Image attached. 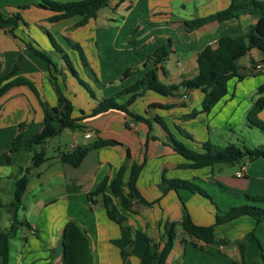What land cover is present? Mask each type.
<instances>
[{"label":"crops","instance_id":"0c3cea01","mask_svg":"<svg viewBox=\"0 0 264 264\" xmlns=\"http://www.w3.org/2000/svg\"><path fill=\"white\" fill-rule=\"evenodd\" d=\"M11 1L0 0V10L5 18L16 13L17 8L11 5ZM15 1L20 3L19 8L36 5L38 2V0ZM230 4L231 0H144L140 11L130 21L128 17L135 13L133 11L139 7V0H137V4L133 3L132 0H125L124 2L111 3L98 13L96 19L90 20L86 26L80 28H76V23L80 20L79 17L52 24L47 19L53 13L47 10L32 6L18 12L28 22L46 20L47 24L49 23V26L54 28L58 38L60 36L74 37L83 50L84 48L91 49L92 54L99 53L97 40L100 28L109 30L108 36L111 38L114 37L115 30L120 31L127 28L130 31L129 36L135 38L136 48L139 46H157L159 42L161 44L159 46L168 48L169 57L161 66H158L157 73L162 83L171 85L179 84L184 79H191L198 73V55L207 46L214 45L222 36L243 35L255 24L252 16L244 15L238 20L225 23L214 22L195 31L188 29L187 21L206 18L224 11ZM129 5H132V8L127 11L125 8ZM36 10L40 15L38 17H35L37 15ZM20 24L21 33L18 34L20 39H14L6 31L0 30L2 74L7 76L5 73L10 64L15 65L21 59V70L12 76L11 80L21 77L32 81L41 99L50 106H56L57 95L49 85L51 84L50 70L44 67L38 68V70L25 68L26 63L28 61L34 63V59L32 51L25 44L28 42L25 40V36L29 37V28L22 23ZM62 26L64 29L61 28ZM84 28L85 31H90L91 36L81 33V29ZM126 43L129 41H124V47L128 46ZM146 57L143 56L139 62L135 61V63L128 64L127 68L121 71L125 72L131 67H136L135 72L126 81L119 78L122 89L144 78V74L148 70L156 68L153 64L142 67ZM260 59L261 55L257 50H253L242 58L239 62L240 74L248 76L247 78L259 76L260 74L255 71L254 64ZM57 61L61 68L65 69L62 61ZM75 62L79 65L77 60ZM141 68L143 69L141 70ZM82 75L84 76L83 73ZM86 75L90 81L94 78V82L99 83L93 69L89 68ZM67 81L64 87L60 84L67 98L73 102L74 118L82 117L83 112L85 114L91 113L101 100L107 98L108 94L106 91L104 93L103 90L106 89L105 87L101 89L102 93L96 99L82 101L77 107L73 98L71 99L72 95L75 94L71 85L74 86L75 81L72 79H67ZM81 94L84 97V93ZM185 95L187 98H184ZM48 96L50 100H48ZM259 98L260 95L257 100ZM203 100L204 94L199 90L189 93L180 91L174 96L168 97L147 92L137 99L136 103L132 105L131 111L147 118L160 116L171 131H174L176 127L185 128V131L192 135L202 130L198 129L193 122L198 121L202 116L207 117L209 114H200L195 119L185 118L194 111L190 106V101H197V105L201 106ZM154 104L173 105V108H149ZM253 104L245 106V113H248ZM34 117L41 124L37 132H34L37 134L44 126V113L38 97L28 86L13 87L0 98V231L8 232L13 226L16 227V231L10 240V264H45L49 262L62 264V234L66 223L69 221H74L86 232L94 264H141L142 254L146 246L145 238L148 236L163 245L167 239L166 225L182 219L183 205L189 209L193 220L198 225L206 227L214 225L212 224L213 220L208 223L202 215L197 218L192 214L194 211L191 205L195 202L198 203L195 199L202 198L199 200L205 201L203 199L207 198L187 190H180L179 192L171 190L165 193L164 176L166 179L195 180L200 183H207L208 189L219 196V202L223 204L220 210L224 212L233 206L244 204L242 196L245 195V192L252 196L263 193L261 186L264 188V177L262 178L264 159H259L246 166H240L241 170L237 171L235 177L237 179L244 178L246 187L242 192L238 190L234 195L229 193L216 179V172L221 173L224 168L220 167L215 170L211 168L181 169L179 165L185 164L187 161L173 151L169 145L168 134L159 124H153L152 135L158 140H152L148 138L150 130L147 124L135 121L129 115L115 110L81 121L80 123L85 126L83 130L66 129L63 131L62 135L66 136L68 144L63 149L60 143L58 154L59 150L71 151L79 146L88 145L99 138L121 143V145L90 152L79 168L62 163L58 154L52 157L48 156L49 160L46 163L39 168H33L34 152L31 151L30 140L36 134L28 135V132L24 134L22 150L10 154L11 163L8 164L6 162L7 155L10 153L12 142L17 134L16 125L25 120H32ZM7 123L11 124V128L9 127L11 133L3 131ZM87 134H91L92 137L86 138ZM207 139L208 137L201 138L200 141L205 142ZM50 142L51 140L47 141L44 146L36 147V150L41 151L42 148H48ZM127 149L130 150L133 161L137 162H142L146 156L143 150L146 151V154H150L151 157L148 161L146 160L139 175L137 187L146 201L155 204L152 207L135 205L134 210L137 213L132 214L120 207L119 200L113 196L110 187H107L105 193L112 197L119 211L128 218L123 225H118L107 217L106 210L101 205L100 200L98 205H91L88 194L95 191L105 178L108 177L109 181H112L116 177L119 168L126 159ZM24 152H26L25 155H23ZM5 156L6 159L3 161ZM131 166L132 162L124 176L126 186L129 182ZM29 167L31 170L27 174V191L21 204L15 209L12 204L16 181L23 175V170ZM243 168L245 169L244 174L239 177L238 173ZM10 170L13 172L11 173ZM227 176L226 174H219V177H222L227 183L239 186L235 179H230ZM8 178L14 180L15 188L11 190L10 194L13 200L8 204L9 207L6 208V211L1 200V186L3 181L9 180ZM74 183L80 187L79 190L68 189ZM226 192L229 194H225ZM223 198L225 199L222 203L221 199ZM262 206L264 207V205ZM20 211L24 212L22 221L18 218ZM216 212L209 210V213L213 215H216ZM184 237L185 235L181 234L179 240L176 241L166 264H232L230 261H222L214 257L211 252H222L238 264H264V222L258 224L251 217L244 216L215 227L217 240L226 239L230 242L229 246L205 244L191 238L182 242L181 238ZM194 243L198 245V248L194 246ZM241 248L244 251L243 256Z\"/></svg>","mask_w":264,"mask_h":264},{"label":"trees","instance_id":"16d2710c","mask_svg":"<svg viewBox=\"0 0 264 264\" xmlns=\"http://www.w3.org/2000/svg\"><path fill=\"white\" fill-rule=\"evenodd\" d=\"M124 1L125 0H71L65 3H59L53 0H41V3L39 4L22 6L20 9L25 10L35 6L39 9L52 12L53 15L47 19V21L52 24L79 17L80 20L76 23V28H80L86 26L90 20L96 19L98 13L102 9L107 8L111 3ZM131 8L132 5H129L127 10H130ZM244 15H250L255 20V24L251 29L240 36H222L217 43L209 45L203 49L198 55V73L193 78L184 79L179 84L167 85L162 83L159 79L157 68L168 59L169 51L166 48L161 47L153 56H149L144 63V66L146 67L151 61H153L156 68L149 70L144 78L138 80L133 85L122 89L110 98H104L91 113L85 114V112H83V116L79 118L73 117V102L64 94L59 77L56 74H53V72L51 73V68L50 83L54 87L57 95L56 106H50L41 99L37 88L32 81L21 77L11 80V77L18 71L16 66L14 67L13 72L7 76H3L2 65L0 63V98L13 87L28 86L38 97L43 108L44 126L42 130L30 140L31 151L34 152L32 158L33 168H39L49 160L47 150L42 148L41 151H37L36 147L44 146L47 141L60 136L66 129L72 131L83 130L85 126L80 123L81 121L112 110L123 112L135 121L147 124L150 130L148 138L152 140H158V138L152 135V132L153 124H159L168 134L169 145L173 151L187 161V163L179 165L181 169L201 170L211 168L215 170L221 166H246L259 159H264V145L249 149L246 147L242 148L240 145L233 142L225 147H221L207 141L201 145V152H197L180 142L164 119L160 116L147 118L146 116L136 114L130 110V107L136 103L137 99L147 92H153L160 96L168 97L174 96L180 91L189 93L199 90L204 94L202 108L193 111V113L188 115L187 119H194L200 114H210L213 108L228 95V83L231 80L236 79L241 82L248 77L240 74L239 62L242 58L247 56L253 50H257L261 55V63L264 64V1L231 0L230 6L224 11L217 12L206 18H196L186 22L188 29L190 31H195L214 22L225 23L231 20H238ZM20 23L29 27L28 22L25 21L20 12L14 13L10 17L5 18L0 10V30L6 31L14 39H18L15 31ZM48 35L54 49L62 55L63 61L69 72L76 77L79 83L90 92L94 99H96L94 92L90 90L88 84L80 77V74L74 67L70 56L65 52L64 48L57 42L53 35ZM65 40L72 49L77 50L80 53L83 66L88 67L89 63L86 60L83 48L79 44L70 40V38L68 39V37H65ZM27 48L34 52L36 56L47 61L49 65H52L56 73H62L63 80L66 82V75L58 70L57 65L47 54L41 50L35 49L30 43L27 44ZM135 70L136 68L127 69L121 80L129 78ZM258 93L260 98L254 102L252 108L248 111L247 121L250 126L256 127L264 133V121L259 118V114L264 111V84L259 88ZM149 108L171 109L173 108V105L154 104ZM26 126V123H22L19 127L20 129L13 140L10 153L7 156L6 162L8 164L11 163L10 154L22 150L24 138L22 129ZM176 129L183 137L192 139V136L187 131L181 130L179 127H176ZM117 145H121V143L114 140H104L99 138L88 145L79 146L71 151L59 150L58 158L62 163L71 165L74 168H79L90 152ZM126 152V159L119 168L116 177L112 181H109L108 177L105 178L95 191L88 194V200L91 205H98L100 200L101 205L106 210L107 217L118 225H123L127 222L128 218L119 211L118 207L114 204L112 197L105 193L107 187H110L113 196L119 200L120 207L132 214L137 213V211L134 210L135 205L152 207L155 204L146 201L137 187L139 175L147 160L146 156H144L142 162H137L133 161L129 149H127ZM131 162V173L129 182L126 186L124 176L129 169V164ZM30 170L31 167L23 170V175L16 181L14 202L12 204V207L15 209L21 204L23 196L27 191V174ZM163 182L166 184L165 193H168L171 190L176 192L187 190L211 200L209 193L194 181L166 179L164 176ZM126 187L127 189H125ZM68 189L76 191L79 190L80 187L76 186V183H74V185L69 186ZM245 200L247 202L246 204L233 206L225 212L217 207L218 213L215 218V224L207 227L198 225L193 220L188 209L183 205L182 219L180 221H172L166 225L167 239L163 245L148 236L145 238L146 246L142 254L141 264H166L167 259L181 234L185 235L184 238H181L182 242H186L188 238H191L205 244L229 246L230 242L228 240H217L215 237L216 226L232 222L244 216L253 218L258 224L264 222V207L260 205L264 204V195L252 196L246 194ZM15 231V226H13L8 232L0 231V264H10V240ZM62 244V264H94L93 254L86 232L74 221L66 223L62 234ZM194 246L198 248L196 243H194ZM211 254L222 261H230L232 264H238L222 252H211ZM241 254L242 256L244 254L242 248ZM45 264L51 263L49 262Z\"/></svg>","mask_w":264,"mask_h":264},{"label":"rangeland","instance_id":"374dc122","mask_svg":"<svg viewBox=\"0 0 264 264\" xmlns=\"http://www.w3.org/2000/svg\"><path fill=\"white\" fill-rule=\"evenodd\" d=\"M55 2H59V3H65L71 0H53ZM133 3L137 4V0H132ZM11 5L14 6V8L16 9V13L18 11H21V9L18 7L20 6V3H17L18 1L12 0L11 1ZM21 2H24V0H21ZM41 3V0H38L37 4ZM144 3V0H139V7L136 8L132 13L130 17H128V19L131 21L137 12L140 11V8L142 7ZM1 7V5H0ZM126 6V10H127ZM128 11V10H127ZM35 13H37V15H35V17H38L40 15L38 10L35 11ZM126 16V15H125ZM25 19V18H24ZM26 21V19H25ZM28 22V21H27ZM21 24H19L20 26ZM29 25V37L25 36V40L28 41L25 44L30 43L35 49L37 50H41L43 51L45 54H47L52 60L53 62L57 65L58 70L62 71L63 74L66 75V82L63 80L62 77V73L60 72H55L54 71V67L52 65H49V63L45 60H43L42 58L38 57L35 55L34 52L33 53V59H34V63H30L29 61L26 63V67L25 68H36V70H38V68H47L50 70V68L52 69L51 73L53 72V74H56L59 77V81L60 83L63 85L67 84V79L70 80L72 79L73 81H75V87L73 86V84L71 85V87L73 88V90H75V94L72 95L71 99L73 98V101L76 103L77 107L80 106V103L82 101H93V97L91 96L90 92L85 89V87H83L78 79L76 77H74L69 70L66 68V64L63 61V57L60 53H58L54 47L51 44L50 38L48 34L53 35L57 42L64 48L65 52L70 56L71 60L73 61L74 67L76 68V70L79 72L80 77L84 80V82H86L88 84V87L90 88V90H92L94 92V94L97 96H99L102 91V88L104 90V93L106 91L107 98H110L111 96H113L114 94L120 92L122 90L121 88V80L119 78H122L125 72H121L122 70H125L128 64L130 63H135V61L139 62L141 58H143V56H147L146 60L148 59V57L153 56L154 53L161 47H164L168 50L167 47L165 46H159L161 45L159 42L157 43V46L153 45V46H139L136 48L137 43L134 41V37L129 36L130 35V31L125 28L123 30H115L114 32V37L111 38L109 35V30L107 31L106 29L100 28L98 31L99 34V38L97 40V45H98V50L99 53L96 54H92V50L91 49H85V57L87 62L89 63L88 67H84L82 62L80 63L81 57H80V53L77 50H74L70 47V45L67 43V41L65 40V37H57L56 33L54 32V28L51 26H49L50 24H47L46 20H38L35 21L34 23L32 22H28ZM62 29H64V27H61ZM19 27L16 29L15 34H20L21 29L19 30ZM82 30V34L86 35V36H91L89 34V30L85 31L84 29ZM18 31V33H17ZM59 36V35H58ZM19 38V36H18ZM70 38V40H72L73 42L77 43L76 39L73 37H68V39ZM20 39V38H19ZM127 40L129 41V43H126V45H128L127 47L123 46L124 41ZM78 44V43H77ZM69 49H68V47ZM82 47V46H81ZM119 49V51H118ZM127 49V50H126ZM72 51H75L72 53ZM169 51V50H168ZM149 54V55H148ZM57 60H61L62 64L65 66V69L63 70L60 66V63H58ZM79 63V65L76 64ZM21 59H19L18 63L14 64H10V66L8 67L5 75L10 74L11 72H13L14 67L16 66L18 68V71L16 72V74L21 70ZM261 63V59L258 60L255 64ZM150 65L154 64L153 61H151L149 63ZM79 67V68H78ZM142 67H145L142 64ZM24 68V71H25ZM90 69L94 70L95 75L98 77L99 83H95L94 82V78H92V81H90V79L88 78V76L86 75V71ZM88 68V69H87ZM132 68V67H131ZM130 68V69H131ZM136 68V67H133ZM62 69V70H61ZM143 68H141L142 70ZM85 71V73H84ZM149 71V70H148ZM147 71V72H148ZM257 74H260L259 76H254V77H249L247 79H245L242 82L237 81L236 79L231 80L228 83V90L229 93L228 95L219 103L217 104L213 110L211 111V113L206 117V116H202L198 121H194V125L197 126L198 129H202L200 131H197L196 133H193L192 139H188L186 137H183L182 135H180V133L177 131L176 128H174V131H172L175 135V137L182 142L183 144H185L187 147L192 148L193 150L197 151V152H201V148L200 145L202 143H205L207 141H210L212 144L214 145H218L221 147H225L227 146L229 143L233 142L236 143L238 145H240V147L242 148H249V149H253L255 147L264 145V133L259 130L256 127H252L250 126V124L247 121V114L245 113L244 109L245 106L248 104H253V102H255L258 98V91L259 88L264 84V74H262L261 72L255 70ZM82 73L84 74V76L82 75ZM146 75V72L145 74ZM145 77V76H144ZM124 80L126 81V79L124 78ZM137 81V80H136ZM51 86V89L54 91L55 90L52 86V84H49ZM49 86V87H50ZM101 86V87H100ZM70 87V88H71ZM82 92H81V91ZM64 92V91H63ZM81 93H84V97H82ZM64 94H66L64 92ZM85 99V100H84ZM48 100H50V97L48 96ZM255 100V101H254ZM40 103V102H39ZM41 105V104H40ZM186 105V104H184ZM190 106L192 108V110L197 111L199 108H202V105H197V101H190ZM251 107V106H250ZM249 107V108H250ZM132 106L130 107L131 110ZM43 109V108H42ZM193 113V112H192ZM188 116H186L185 118H187ZM259 118L261 120L264 121V112H261L259 114ZM195 119V118H194ZM22 123H26L27 126L25 128L22 129V133L25 134V132H28L27 134L30 135L34 132H37V130L39 129L38 127H40V122L37 118L34 117V119L32 120H25L22 121L21 123H18L16 125L17 128V133L19 131V127ZM11 128V124L7 123L5 125V133L6 132H10V128ZM170 128V127H169ZM181 129V128H180ZM185 131V128H183ZM181 129V130H183ZM36 134V133H34ZM17 135V134H16ZM207 141H200L201 138H207ZM13 143V142H12ZM50 146L48 148H46L47 150V154L48 156L52 157L58 154V148L61 146L60 143L62 144V148L64 149L65 146H67L68 141L66 139L65 135H60L54 139L51 140L50 142ZM12 146V145H11ZM200 148V149H199ZM67 151V150H66ZM26 152H24L23 155H25ZM143 153L145 154V150H143ZM9 155V154H8ZM7 155V156H8ZM146 155V159L148 161V159L151 157L150 154H145ZM6 159V156L3 157V161ZM241 165H235V166H221L222 168H224V170L220 172H216L215 176L216 179L218 180V182L226 189L229 191V193H232L235 195V192H238L242 190H244V187H246L244 185V178L243 179H237L235 176L237 174V171L241 170ZM220 168V167H218ZM11 173L13 172V170H10ZM244 172V171H243ZM219 174H226L228 175L227 177H229L230 179H235V181L237 183H239V186H235V185H231L229 183H227L226 181H224L222 179V177H219ZM264 177V171L262 173V178ZM9 180H5V182L3 181L2 183V194H1V200L3 205L5 206V209L7 207H9V203L13 200V197L11 196V190H13L15 188V182L13 179L8 178ZM255 180H257L256 178H254ZM192 181V180H190ZM194 182L196 184H198L200 187H202L203 189H205L209 195L211 196V200L210 199H203L205 201L199 200V199H195L198 203H194L193 205H191L192 210L194 211L192 214H194L197 218H199V216L202 215L203 219H205L208 223L211 222L213 220L212 224H215V218L216 215H213L211 213H209V210H213V211H217L216 213H218V208L220 209L222 207L223 204H221L219 202V196L212 193L208 187H207V183H200L194 180ZM263 193L261 194H254V196L257 195H264V188L261 186ZM228 192H226L225 194H229ZM249 194V193H244ZM245 195H243V203L246 204V200H245ZM250 195V194H249ZM195 197V196H194ZM198 198V197H197ZM194 199V198H193ZM225 198L221 199V202L223 203V200ZM243 204H239L236 206H240ZM260 205H264V204H260ZM218 207V208H217ZM7 211V209H6ZM189 211V209H188ZM189 213L191 214V212L189 211ZM213 213V212H212ZM23 211L19 212L18 218L19 220H23Z\"/></svg>","mask_w":264,"mask_h":264},{"label":"built area","instance_id":"2783aa9c","mask_svg":"<svg viewBox=\"0 0 264 264\" xmlns=\"http://www.w3.org/2000/svg\"><path fill=\"white\" fill-rule=\"evenodd\" d=\"M255 70H257V71L261 72L262 74H264V64H262V63H258V64H256V65H255ZM184 98H187V96L185 95ZM91 137H92L91 134H87V135H86V138H88V139H90ZM244 170H245V169L243 168L242 171L238 173V176H239V177H242V176H243V174H244L243 171H244Z\"/></svg>","mask_w":264,"mask_h":264}]
</instances>
